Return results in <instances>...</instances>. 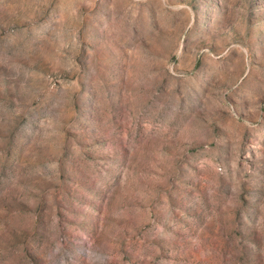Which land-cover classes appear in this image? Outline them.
Here are the masks:
<instances>
[{
    "label": "rangeland",
    "instance_id": "rangeland-1",
    "mask_svg": "<svg viewBox=\"0 0 264 264\" xmlns=\"http://www.w3.org/2000/svg\"><path fill=\"white\" fill-rule=\"evenodd\" d=\"M0 264H264V0H0Z\"/></svg>",
    "mask_w": 264,
    "mask_h": 264
}]
</instances>
